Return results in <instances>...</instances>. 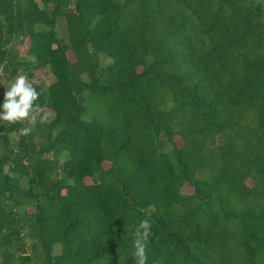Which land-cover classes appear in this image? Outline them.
<instances>
[{
  "label": "trees",
  "instance_id": "obj_1",
  "mask_svg": "<svg viewBox=\"0 0 264 264\" xmlns=\"http://www.w3.org/2000/svg\"><path fill=\"white\" fill-rule=\"evenodd\" d=\"M0 68L54 77L0 126V264H135L144 219L146 264H264V0H0Z\"/></svg>",
  "mask_w": 264,
  "mask_h": 264
},
{
  "label": "clouds",
  "instance_id": "obj_2",
  "mask_svg": "<svg viewBox=\"0 0 264 264\" xmlns=\"http://www.w3.org/2000/svg\"><path fill=\"white\" fill-rule=\"evenodd\" d=\"M2 72V68H0ZM41 93L29 82L27 75L19 74L14 82L4 92L2 111H0V120L9 123H18L27 121L29 126L21 127L19 132L23 136L29 135L33 127L39 122L44 124L49 120V114L36 103ZM43 113V115H40ZM151 224L149 219L140 221L134 232L133 255L135 264H146L147 261V241L151 235Z\"/></svg>",
  "mask_w": 264,
  "mask_h": 264
},
{
  "label": "rangeland",
  "instance_id": "obj_3",
  "mask_svg": "<svg viewBox=\"0 0 264 264\" xmlns=\"http://www.w3.org/2000/svg\"><path fill=\"white\" fill-rule=\"evenodd\" d=\"M40 1V0H38ZM39 29V28H38ZM57 31L59 33V36L64 38L65 41H68V32H67V23L64 19H61L58 21V24H57ZM68 57L69 59L71 60H74V55H73V52L71 51L70 47L68 49ZM99 59L101 61V63L104 65V66H107L109 64V60H107L106 58H104L102 55L99 56ZM21 74H25L24 72H22ZM26 75V74H25ZM84 79L87 80L86 76H84ZM15 78L13 79H8L6 77H3L1 76L0 77V97H4V92L6 90V88L10 87V85L14 82ZM29 82L31 84H41L45 87L49 86L50 84L53 83L54 81V77L51 73H47V74H44L42 76H38V77H35L33 79H28ZM53 116H50L49 117V120H52ZM6 121H2L0 120V126H2ZM24 122H27V121H24ZM17 139H18V136L15 135V134H12L10 136V140H11V145L13 147H16V143H17ZM180 141H178V145L180 146ZM172 145L169 144L167 141L165 142V144L163 145V149H165L166 151L168 150H171L172 149ZM22 187L25 188L27 187V182L26 180H24L22 182ZM184 193L185 194H192L193 193V188L189 187V186H186L184 189H183ZM61 251V248L59 246H56L55 249H54V254L55 255H58V253H60Z\"/></svg>",
  "mask_w": 264,
  "mask_h": 264
}]
</instances>
